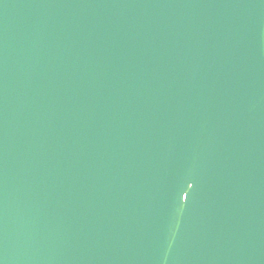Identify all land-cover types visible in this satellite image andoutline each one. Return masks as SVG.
<instances>
[{
  "label": "water",
  "instance_id": "obj_1",
  "mask_svg": "<svg viewBox=\"0 0 264 264\" xmlns=\"http://www.w3.org/2000/svg\"><path fill=\"white\" fill-rule=\"evenodd\" d=\"M0 264H264V0H0Z\"/></svg>",
  "mask_w": 264,
  "mask_h": 264
}]
</instances>
